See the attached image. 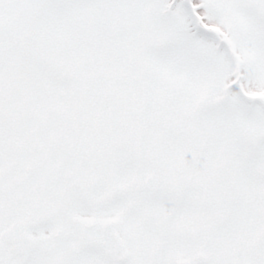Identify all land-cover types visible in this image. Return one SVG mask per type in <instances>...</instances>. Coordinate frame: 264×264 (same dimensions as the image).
Returning <instances> with one entry per match:
<instances>
[{
    "label": "snow or ice",
    "instance_id": "1",
    "mask_svg": "<svg viewBox=\"0 0 264 264\" xmlns=\"http://www.w3.org/2000/svg\"><path fill=\"white\" fill-rule=\"evenodd\" d=\"M0 264H264V0H0Z\"/></svg>",
    "mask_w": 264,
    "mask_h": 264
}]
</instances>
